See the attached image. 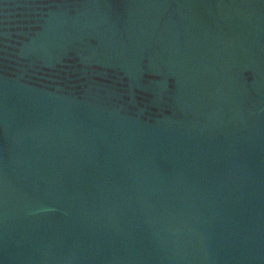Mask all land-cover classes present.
<instances>
[{
    "label": "water",
    "instance_id": "95a60500",
    "mask_svg": "<svg viewBox=\"0 0 264 264\" xmlns=\"http://www.w3.org/2000/svg\"><path fill=\"white\" fill-rule=\"evenodd\" d=\"M0 264H264V0H0Z\"/></svg>",
    "mask_w": 264,
    "mask_h": 264
}]
</instances>
